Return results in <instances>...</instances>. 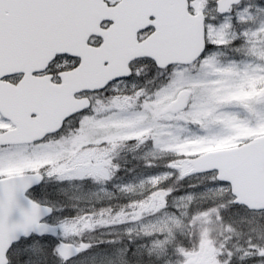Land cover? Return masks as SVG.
I'll return each instance as SVG.
<instances>
[{"label":"snow or ice","instance_id":"snow-or-ice-1","mask_svg":"<svg viewBox=\"0 0 264 264\" xmlns=\"http://www.w3.org/2000/svg\"><path fill=\"white\" fill-rule=\"evenodd\" d=\"M0 264H264V0H0Z\"/></svg>","mask_w":264,"mask_h":264}]
</instances>
